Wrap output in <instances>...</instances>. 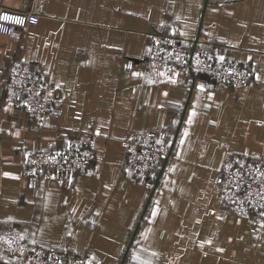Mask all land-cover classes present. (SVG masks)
I'll return each instance as SVG.
<instances>
[{"label": "crops", "instance_id": "1", "mask_svg": "<svg viewBox=\"0 0 264 264\" xmlns=\"http://www.w3.org/2000/svg\"><path fill=\"white\" fill-rule=\"evenodd\" d=\"M0 7L38 15L0 33V239L15 224L27 243L57 244L86 264H264V220L235 214L214 180L225 156H264V0H0ZM154 32L210 44L218 59L246 67L249 84L180 67L150 77L143 58ZM14 58L56 86L58 115L36 121L3 97ZM141 128L172 151L143 183L121 142ZM80 129L94 134L86 173L25 175L26 152L63 149ZM0 264L21 263L0 244Z\"/></svg>", "mask_w": 264, "mask_h": 264}, {"label": "built area", "instance_id": "2", "mask_svg": "<svg viewBox=\"0 0 264 264\" xmlns=\"http://www.w3.org/2000/svg\"><path fill=\"white\" fill-rule=\"evenodd\" d=\"M0 33L8 34L13 27L34 24L38 15L33 12L0 7ZM20 22L17 23L16 21ZM143 64L150 77L175 67L192 74L213 77L218 82L232 86L249 84L245 66L218 59L210 44L187 46L176 36L154 32L150 35ZM3 70L0 66V72ZM6 100L19 101L22 112L36 121L48 115H58L55 106L56 86L43 74L20 58H14L2 83ZM124 160L131 172L143 183L151 170L162 167L172 157L169 144L152 128L130 129L122 139ZM94 134L91 130H76L63 149L43 148L26 152L21 160L26 176H36L47 171H77L86 173L94 160ZM215 183L221 202L239 216L252 212L264 220V156L231 154L225 156L216 169ZM0 244L21 264H86L84 255L65 253L57 244L46 246L29 244L20 235L15 224L2 231Z\"/></svg>", "mask_w": 264, "mask_h": 264}, {"label": "snow or ice", "instance_id": "3", "mask_svg": "<svg viewBox=\"0 0 264 264\" xmlns=\"http://www.w3.org/2000/svg\"><path fill=\"white\" fill-rule=\"evenodd\" d=\"M0 19L7 20V19H10V17H8V16H3V17H0ZM16 22L19 23L20 21L17 20ZM221 59H223V57H221ZM57 87H59V85H57ZM189 122H191V117L189 118ZM181 142H183V141H181ZM6 175H7V174H6ZM209 243H210V241H209Z\"/></svg>", "mask_w": 264, "mask_h": 264}, {"label": "rangeland", "instance_id": "4", "mask_svg": "<svg viewBox=\"0 0 264 264\" xmlns=\"http://www.w3.org/2000/svg\"><path fill=\"white\" fill-rule=\"evenodd\" d=\"M249 73V72H248Z\"/></svg>", "mask_w": 264, "mask_h": 264}]
</instances>
